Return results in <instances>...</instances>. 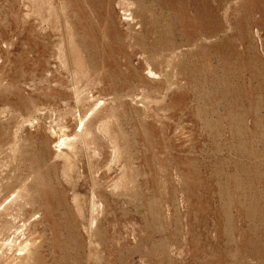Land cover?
<instances>
[{
  "label": "rangeland",
  "instance_id": "obj_1",
  "mask_svg": "<svg viewBox=\"0 0 264 264\" xmlns=\"http://www.w3.org/2000/svg\"><path fill=\"white\" fill-rule=\"evenodd\" d=\"M0 264H264V0H0Z\"/></svg>",
  "mask_w": 264,
  "mask_h": 264
},
{
  "label": "bare ground",
  "instance_id": "obj_2",
  "mask_svg": "<svg viewBox=\"0 0 264 264\" xmlns=\"http://www.w3.org/2000/svg\"><path fill=\"white\" fill-rule=\"evenodd\" d=\"M121 1V0H120ZM171 4V3H170ZM96 106V105H95ZM94 106V107H95ZM100 106V105H99ZM90 113H91V111H90ZM88 115H90L89 113H88ZM87 115V116H88ZM83 122H84V120H82ZM82 121H80V128H79V131H78V133L77 134H75V136H74V139L73 140H70V139H68L67 140V138H64V139H62V141H61V145H68V146H70L72 149L71 150H74V145L78 142V143H82L83 145L82 146H86L87 144H85L84 143V140H83V137H84V124H83V122ZM77 124V123H76ZM88 126V125H87ZM75 131V130H74ZM76 133V132H75ZM86 141V140H85ZM58 144V143H57ZM59 147V146H58ZM60 150V149H59ZM63 151V150H62ZM75 152V151H74ZM71 153H72V151H71ZM76 153V152H75ZM92 153H93V156H95L96 154H97V151L96 150H92ZM88 154V153H87ZM61 155V154H60ZM63 155H65V154H63ZM73 155V154H72ZM67 156V155H66ZM66 160V159H65ZM69 161H70V159H69ZM88 161H89V159H88ZM68 162V161H67ZM68 164V163H67ZM67 166V165H66ZM69 169V168H68ZM97 169V168H96ZM85 170H86V172L87 173H89L90 175H92L91 174V164H87V166H86V168H85ZM68 172H69V170H68ZM80 173H81V171H79ZM83 172V171H82ZM93 177V176H92ZM92 192H91V197L92 198H94V196L95 197H98V198H100V199H102V198H105L106 197V192H105V190H100V188H99V186L98 185H96V184H94L93 186H92ZM92 200V199H91ZM100 207V206H99ZM101 208V207H100ZM2 214V213H1ZM11 224V223H10ZM10 227V226H9ZM11 228V227H10ZM17 230V229H16ZM10 232V231H9ZM31 245V244H30ZM19 250H23L22 248H19ZM16 253H18V251L16 252ZM27 254V251H25V255Z\"/></svg>",
  "mask_w": 264,
  "mask_h": 264
}]
</instances>
